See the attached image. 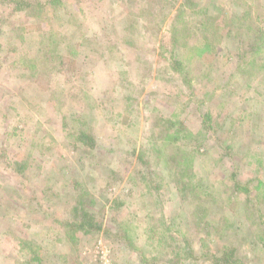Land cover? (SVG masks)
Instances as JSON below:
<instances>
[{
    "label": "rangeland",
    "instance_id": "374dc122",
    "mask_svg": "<svg viewBox=\"0 0 264 264\" xmlns=\"http://www.w3.org/2000/svg\"><path fill=\"white\" fill-rule=\"evenodd\" d=\"M49 1H0V264H264V0Z\"/></svg>",
    "mask_w": 264,
    "mask_h": 264
},
{
    "label": "trees",
    "instance_id": "16d2710c",
    "mask_svg": "<svg viewBox=\"0 0 264 264\" xmlns=\"http://www.w3.org/2000/svg\"><path fill=\"white\" fill-rule=\"evenodd\" d=\"M0 1H1V3H7V4L13 3L15 5V7H16L15 10H23V9H26L27 6L29 5L28 0H0ZM159 2H160V0H158V1L157 0H135L134 2H133V0H130V1H128V3L125 2L124 4H125V10H127V11L130 12L131 9H133L135 12H137L136 16H138L140 19L144 20V23L145 22L147 23V17L145 16V14L147 15V14L151 13L152 5L154 6V11H156V7L158 6L157 4ZM161 2H162V0H161ZM62 3H63L62 0H50L47 4L48 5H51L53 7H56L57 5L58 6H61ZM162 8L163 7H157V9H158L157 12H159V14H160ZM191 13H192L193 16H195V14H198V15H201V16L208 17V15H209L208 14V11L205 8H201L200 10L194 11V12H191ZM185 18H186V16L183 14V12H182V14L180 16H178V18H176V17L174 18V23L176 22L175 25H178L179 27H176L175 26V29H174V32H173V36H172L173 37V41H174L173 47H174L175 50L172 51L171 57H172L173 62L175 63V69H177V70H181V69L182 70L183 69L185 70V68H184L185 66H183L182 61L179 58L180 56L178 54L179 51H178V42H177L178 36L181 35V33H180L182 31L181 26H185L186 25ZM243 19H245V16L243 17ZM207 20H208V18L206 19V21ZM208 24L209 23L202 22L201 24H199L196 27L195 30L202 31L204 33L203 34V36H204L206 34L205 33V29L207 28ZM229 25L230 24L227 23L226 26L227 27H230L233 30H236L237 29V26H235V25L234 26H229ZM233 30L227 31V34L224 35L223 38H227L228 36H231L232 33H233ZM262 33L264 34L263 31H262ZM253 37H255V35H253ZM237 43H238V48H249V47L253 48L251 46V44H249L248 46L243 45L244 43L241 40L240 41H237ZM254 43H255V41H254ZM2 50L3 49L1 48V45H0V53L2 52ZM243 51H244V49H243ZM247 54H248L247 51L246 52H243V55H241L242 58H245V56ZM211 57H212V59H214V58H216V55H213ZM207 58H210V55L206 54V60H207ZM248 65L250 67H252V66L255 65V62H249ZM260 68H263L264 69V64H261ZM253 70H255V69H253ZM176 119H178V118H176ZM204 119L205 120H204V123L203 124L204 125L205 124H209L210 125V126L206 125V129L208 130V132H211V133L217 135L216 133H218V129H216L214 127V123H213V120L211 118V115L209 113L205 114ZM166 123H167V126H166L165 129L157 128L156 125L154 127L156 129H158L159 132H164V133H165V131H170L171 132V130L174 129V127L178 128V131H174V133H172V134H175V135H173V137L171 138V140H170L169 136H166L165 137L166 143L169 144L167 148L170 149V150H173V151L175 149V151L173 153H170L171 154L170 157H172V158L175 157L176 158L177 155H179L181 152H183L181 149H178V147H177V143H179V140H181V137L178 136L179 135V130H180V127L183 124L181 122L177 121V120L172 119V118L168 119V121ZM78 132H79L78 139L80 140V142H82V145H84L83 146L84 148L91 149V148L95 147V143H94V140H93L94 138L92 136L88 135V133L84 132L83 130H78ZM152 137L155 138V135L152 136ZM219 141L222 142V138H219ZM156 149H157V152L159 153L158 156H160L161 155V151L159 150L158 147ZM146 151H147V149H144L142 151H137V152H136V150H134L132 153L135 154L136 159L139 162H141L143 160L144 156H145L144 154H145ZM181 168L182 169H185V167L182 164H177L174 168H171L172 171H175L174 174L177 177L176 178V182L179 185L177 187L178 192L179 193H183L187 189L190 190V191L196 190V188L198 186L192 187L190 185V183L186 184L182 180V177L184 176V174L182 173ZM23 169H25V166L23 167ZM188 169H191V165H190V167H188ZM180 184L182 186H180ZM246 191H248V190H246ZM86 194H90V193H86ZM85 205H86V202H83V201H81V202L79 201L78 202V206H76V208H75V212L79 216L78 224L73 223L72 224V228H78L80 230H84V231H86L85 233L88 234L93 229L96 230V231H98L101 228L100 227H97V226L94 227L95 223H94V219L92 217V214L89 211V209L85 208ZM233 264H235V263H233Z\"/></svg>",
    "mask_w": 264,
    "mask_h": 264
}]
</instances>
